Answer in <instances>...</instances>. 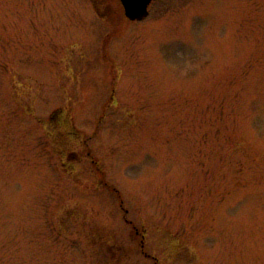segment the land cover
<instances>
[{
	"label": "rangeland",
	"instance_id": "obj_1",
	"mask_svg": "<svg viewBox=\"0 0 264 264\" xmlns=\"http://www.w3.org/2000/svg\"><path fill=\"white\" fill-rule=\"evenodd\" d=\"M0 0V264H264V0Z\"/></svg>",
	"mask_w": 264,
	"mask_h": 264
},
{
	"label": "water",
	"instance_id": "obj_2",
	"mask_svg": "<svg viewBox=\"0 0 264 264\" xmlns=\"http://www.w3.org/2000/svg\"><path fill=\"white\" fill-rule=\"evenodd\" d=\"M153 0H120L124 14L129 20L140 21L149 14V5Z\"/></svg>",
	"mask_w": 264,
	"mask_h": 264
}]
</instances>
